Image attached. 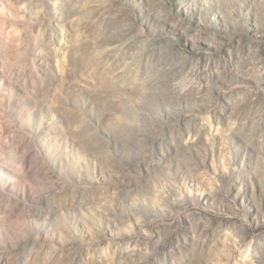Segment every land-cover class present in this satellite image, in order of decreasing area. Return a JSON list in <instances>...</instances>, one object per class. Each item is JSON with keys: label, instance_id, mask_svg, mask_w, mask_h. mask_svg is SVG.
Masks as SVG:
<instances>
[{"label": "rangeland", "instance_id": "374dc122", "mask_svg": "<svg viewBox=\"0 0 264 264\" xmlns=\"http://www.w3.org/2000/svg\"><path fill=\"white\" fill-rule=\"evenodd\" d=\"M0 264H264V0H0Z\"/></svg>", "mask_w": 264, "mask_h": 264}]
</instances>
